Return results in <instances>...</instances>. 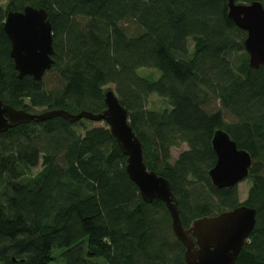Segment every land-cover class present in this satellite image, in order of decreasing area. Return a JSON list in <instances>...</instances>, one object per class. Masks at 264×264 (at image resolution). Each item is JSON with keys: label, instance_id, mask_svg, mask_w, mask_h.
Wrapping results in <instances>:
<instances>
[{"label": "trees", "instance_id": "obj_1", "mask_svg": "<svg viewBox=\"0 0 264 264\" xmlns=\"http://www.w3.org/2000/svg\"><path fill=\"white\" fill-rule=\"evenodd\" d=\"M26 5L43 8L51 24L53 64L39 81L18 78L3 31L7 12ZM227 12V0H7L0 4V99L30 112L98 113L111 89L146 168L170 182L183 227L252 207L255 226L235 264H263L264 66L233 60L245 51L246 33ZM140 68L159 76L142 77ZM151 94L170 108L148 109ZM217 129L252 159L243 203L235 187L217 189L208 176ZM183 144L171 163L170 150ZM125 166L103 122L84 128L56 117L0 134V264H51L54 247L65 264H185L165 205L145 202Z\"/></svg>", "mask_w": 264, "mask_h": 264}, {"label": "water", "instance_id": "obj_2", "mask_svg": "<svg viewBox=\"0 0 264 264\" xmlns=\"http://www.w3.org/2000/svg\"><path fill=\"white\" fill-rule=\"evenodd\" d=\"M227 7L228 18L246 33L243 47L248 54V65L251 68L264 66L263 3L259 0L247 4L227 0ZM3 31L10 42L9 56L18 78L31 76L39 81L53 64L52 30L46 11L31 5H26L21 11H8ZM103 101L105 107L98 113L85 110L69 113L63 109L30 112L16 109L0 99V134L21 124L56 117L69 123L82 119L105 123L126 157L125 171L142 199L147 203L157 199L165 205L172 232L184 248V263L235 264L255 226L256 210L242 204L215 216L198 218L188 228L183 227L172 186L166 178L146 168L141 143L130 126L126 109L111 89L104 92ZM211 147L216 160L208 176L215 188L235 187L248 176L252 164L250 154L238 148L226 131H214Z\"/></svg>", "mask_w": 264, "mask_h": 264}, {"label": "rangeland", "instance_id": "obj_3", "mask_svg": "<svg viewBox=\"0 0 264 264\" xmlns=\"http://www.w3.org/2000/svg\"><path fill=\"white\" fill-rule=\"evenodd\" d=\"M0 4L3 7H6L7 0H0ZM189 46L191 49L192 48L191 42H189ZM244 59H248V54L246 53V51H242L240 53L235 54L234 58H233V60L235 62H240ZM137 73L140 76L145 77V78H149V79H156L159 76V72L156 71L155 69H152V68H140V69H138ZM49 76L47 75V76H45V78L47 79ZM54 80H55L54 78L49 77L47 79V83L52 84V83H54ZM107 87H111V86H107ZM147 108L150 110H154V111H162L164 109H169L170 105H169V102L167 99L160 97L157 94H151L148 97ZM34 111L38 112V111H40V109L35 108ZM101 123L102 122H94V121H90V120H86V119L81 120V125L84 128L99 126V125H101ZM186 149H187V147L184 144L178 148H172L170 150V162L173 163L177 159L178 155L181 152L185 151ZM40 169H41V166L39 163V165L37 167L29 170V174L34 176L40 171ZM250 185H251V180L247 176L243 181H241L240 183H238L235 186L239 203H243L246 200ZM61 253H62V249L57 248V247L52 248L51 256L53 259H52L51 264H65L63 259H62ZM96 261L98 264H105V261L103 259H96Z\"/></svg>", "mask_w": 264, "mask_h": 264}]
</instances>
